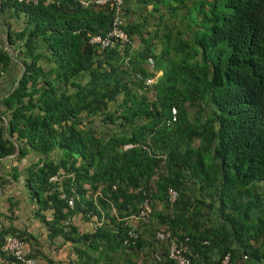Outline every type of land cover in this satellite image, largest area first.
<instances>
[{
  "label": "trees",
  "instance_id": "16d2710c",
  "mask_svg": "<svg viewBox=\"0 0 264 264\" xmlns=\"http://www.w3.org/2000/svg\"><path fill=\"white\" fill-rule=\"evenodd\" d=\"M154 1V34V17H128V41L100 49L89 39L109 31L107 7L0 0L7 46L23 67L0 95V160L13 163V182L23 178L47 240L69 245L73 258L65 264H135L139 255L155 264L154 253L170 264L158 232L189 238L193 262L220 264L225 255L229 264L261 261L264 0H209L207 10L206 0ZM162 12L179 15L175 34ZM14 59L0 47V80ZM99 117L118 131L94 130ZM8 182L0 175V189ZM145 198L152 213L125 245V219ZM78 215L96 226L92 232L73 224ZM8 236L42 264L36 237L13 226L0 231V264L14 262L3 250Z\"/></svg>",
  "mask_w": 264,
  "mask_h": 264
},
{
  "label": "crops",
  "instance_id": "0c3cea01",
  "mask_svg": "<svg viewBox=\"0 0 264 264\" xmlns=\"http://www.w3.org/2000/svg\"><path fill=\"white\" fill-rule=\"evenodd\" d=\"M155 1L151 0L148 4L142 5L138 0H125L124 1V10L128 12V17L139 20L143 18L149 19V28L152 29L151 33L154 34L157 31L159 23V14L154 10ZM123 17V22L127 23L128 17ZM156 13V14H155ZM163 15V12H162ZM6 21V20H5ZM165 23V21H163ZM3 17H0V47L9 50L10 54H14L13 64L9 69L8 75L5 79L0 80V95L6 94L13 87V82L15 81V72L18 69L17 61V51H11L6 42L7 30L3 24ZM16 23H12L14 27ZM125 25V24H124ZM4 34V35H3ZM34 158V156H33ZM31 160V159H30ZM28 164V161H23L21 163L20 169ZM13 163L10 159L0 160V175H5L9 182L0 189V231L6 229L10 226H13L20 230H26L27 232L34 235L37 239V246H34L35 249H40L45 257L42 258V264H65L69 259L73 258V254L70 251L69 245H63L60 239L53 241V243L47 240L46 229L43 224L37 219L34 215L35 205L31 202L29 193L24 186L23 178L21 177L17 182H13L9 177ZM195 197L198 198L197 195ZM208 194H204V200L207 203L209 201ZM11 201V203H10ZM18 203V204H17ZM12 204V208H11ZM16 204V205H14ZM11 209L12 211H9ZM260 215L259 212H255L254 216ZM262 215V214H261ZM80 219V216H75V219ZM211 219L216 221V215H211ZM73 220V221H74ZM89 222V221H88ZM74 224V223H73ZM78 230L80 232H92L94 229V224L89 223L90 228H87L85 225H78ZM29 250V248H27ZM47 258V260H46ZM245 264H264V259L261 261H255L249 258L243 259Z\"/></svg>",
  "mask_w": 264,
  "mask_h": 264
},
{
  "label": "built area",
  "instance_id": "2783aa9c",
  "mask_svg": "<svg viewBox=\"0 0 264 264\" xmlns=\"http://www.w3.org/2000/svg\"><path fill=\"white\" fill-rule=\"evenodd\" d=\"M40 1L48 3L50 0H24L26 4L36 5ZM80 4L88 7L91 5H97L107 7L113 11V19L109 31L104 35H95L89 39V44L98 46L100 49L112 48L117 42L126 43L128 41L127 33L124 29L123 22V0H79ZM150 67V68H149ZM152 60L148 61V68L152 69ZM153 79L148 80L147 83L151 84ZM177 197L175 191H169V198L171 202H174ZM69 206H73V200L69 201ZM152 213L151 201L149 198H145L138 209V212L130 217H127L125 221L128 224L129 230L127 231V238L124 244L127 245L130 241L138 239V227L142 222H146ZM96 227V226H95ZM157 239L167 242V259L170 264H203L202 261L193 262L189 253V238L179 240L173 237L170 232L157 233ZM3 250L13 259V264H39V261L28 257L27 245L20 239L8 236L5 238ZM229 255H225L220 264H229ZM153 262L160 264L161 258L159 254L154 253ZM8 264V263H5Z\"/></svg>",
  "mask_w": 264,
  "mask_h": 264
},
{
  "label": "rangeland",
  "instance_id": "374dc122",
  "mask_svg": "<svg viewBox=\"0 0 264 264\" xmlns=\"http://www.w3.org/2000/svg\"><path fill=\"white\" fill-rule=\"evenodd\" d=\"M165 1H167V3L169 2V3H171V5H172V7H178V6H187V4L188 5H190V3H188L187 2V0H165ZM188 1H190V0H188ZM207 1H209V0H206V2H204L205 3V8H204V10L206 9L207 10V8H208V6H209V3L207 2ZM160 6H162V4H159ZM166 5H168V4H166ZM199 10H201L200 8H198ZM182 13H183V11L179 14L180 15V17L182 16ZM179 15H177V18L176 19H171V18H169V13L168 12H163V20L165 21V22H167L168 24H171V30L173 31V34H175V32H176V30H177V27H181L180 25V22H178V20L180 19V17H178ZM193 15H196V12H194L193 13ZM173 21H175V22H173ZM181 22L183 23V20L181 19ZM184 24V23H183ZM14 28H16V29H18V28H21V25L17 22L16 24H15V26H14ZM163 30V29H162ZM162 30H160V33H161V31ZM4 35V34H3ZM134 44H137V43H134ZM17 57H18V53H17ZM18 62V69H17V72H15V74H16V76H15V79H17L18 77H19V75L21 74V72H22V69H23V67H22V64H21V61L18 59L17 60ZM150 68V67H149ZM161 75V73H159L158 75H157V77L158 76H160ZM156 77V78H157ZM155 78V79H156ZM153 82H154V79H153ZM152 82V83H153ZM10 90V89H9ZM7 93V92H6ZM93 129L94 130H98V132H106V133H110V132H112V131H118V128H114V127H112V126H106V125H104L103 123H102V121H101V118L99 117V118H97V120L94 122V127H93ZM31 160L32 161H34L35 160V157L33 158H31ZM75 218V217H74ZM74 218H73V220H74ZM72 220V221H73ZM73 223L75 224H78V225H85L87 228H90V225H89V223L90 222H88V221H85V220H83L81 217H80V219H75L74 221H73ZM84 231V230H83ZM82 231V232H83ZM134 258V260H136V262H135V264H144L145 262H146V259L148 260V259H150V258H144V256L143 255H139V258H136V256L135 257H133Z\"/></svg>",
  "mask_w": 264,
  "mask_h": 264
}]
</instances>
